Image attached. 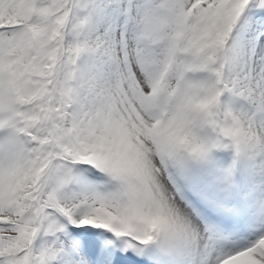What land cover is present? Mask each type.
I'll return each mask as SVG.
<instances>
[{"label": "snow or ice", "instance_id": "1", "mask_svg": "<svg viewBox=\"0 0 264 264\" xmlns=\"http://www.w3.org/2000/svg\"><path fill=\"white\" fill-rule=\"evenodd\" d=\"M0 264H264V0H0Z\"/></svg>", "mask_w": 264, "mask_h": 264}]
</instances>
